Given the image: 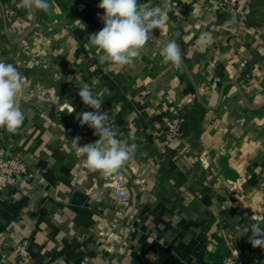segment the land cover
I'll use <instances>...</instances> for the list:
<instances>
[{
    "label": "crops",
    "instance_id": "crops-1",
    "mask_svg": "<svg viewBox=\"0 0 264 264\" xmlns=\"http://www.w3.org/2000/svg\"><path fill=\"white\" fill-rule=\"evenodd\" d=\"M47 2L45 12L0 0V60L27 78L26 118L15 134L0 129V151L32 173L0 189V264H216L232 249L264 264L251 232L238 233L252 217L264 223V0H138L167 6V23L152 31L175 39L179 67L164 62L155 37L133 63L102 64L88 44L104 26L100 0ZM201 33L212 42L202 45ZM63 76L79 103V85L89 84L117 139L135 145L120 169L128 202L84 165L67 127L29 89L48 85L55 101H67ZM196 103L204 108L197 129L166 141L165 118ZM89 132L81 146L99 139ZM23 240L28 261L15 252Z\"/></svg>",
    "mask_w": 264,
    "mask_h": 264
},
{
    "label": "clouds",
    "instance_id": "clouds-1",
    "mask_svg": "<svg viewBox=\"0 0 264 264\" xmlns=\"http://www.w3.org/2000/svg\"><path fill=\"white\" fill-rule=\"evenodd\" d=\"M18 6L45 12L50 9L47 0H20ZM97 6L104 10L103 15L99 16L104 26L89 35L88 44L99 50L100 63L109 66L133 63L149 39L154 38L152 30L162 28L168 20L166 5L153 7L139 4L138 0H100ZM232 22L234 20L226 23ZM199 42L205 46L210 44L211 34L201 33ZM163 59L165 63L170 62L176 67L181 65L182 56L175 39L164 42ZM24 79L14 64L0 60V129L12 134L21 128L26 118L19 101L24 91ZM78 95L94 111L79 113L77 119L81 126L88 125L94 129V135L99 139L81 146L80 137L77 136L72 139L71 146L84 158L83 163L89 170L99 172L104 177H112L133 159L135 145L130 149L126 142L117 139L118 133L109 123V114L101 111V97L93 93L89 84L79 85ZM252 220L238 233L243 236L251 232L249 242L252 246L264 248V223L255 217Z\"/></svg>",
    "mask_w": 264,
    "mask_h": 264
},
{
    "label": "built area",
    "instance_id": "built-area-1",
    "mask_svg": "<svg viewBox=\"0 0 264 264\" xmlns=\"http://www.w3.org/2000/svg\"><path fill=\"white\" fill-rule=\"evenodd\" d=\"M236 2L237 0H218L219 5L221 6L229 4L232 5ZM181 122L182 116L178 112V109H174L172 115L164 120L166 128V141H170L173 138L182 135L180 128ZM37 172L38 170H35L34 174ZM30 176H32V173H29L27 163L19 155L8 149L0 151V189L10 185H15L17 180ZM127 185L128 182L122 170H119L117 174L109 177L108 187L111 188L114 197L121 201V203H126L130 200V192ZM121 192L123 193L122 195L120 194ZM15 252L22 261H28L31 258L26 240H23L16 245ZM216 264L252 263L243 259L237 250L232 249L228 255Z\"/></svg>",
    "mask_w": 264,
    "mask_h": 264
},
{
    "label": "rangeland",
    "instance_id": "rangeland-1",
    "mask_svg": "<svg viewBox=\"0 0 264 264\" xmlns=\"http://www.w3.org/2000/svg\"><path fill=\"white\" fill-rule=\"evenodd\" d=\"M19 55L16 57L18 58ZM16 62V61H15ZM18 62V61H17ZM20 71V67H17ZM21 73V71H20ZM64 73V72H63ZM24 85L27 83V78L24 77ZM59 79H62V83L64 82L65 88H63L64 91H67L68 96L70 95V98L67 101H61V99L58 98V101H55L53 98L54 91L51 89V86H31V91L41 96V99L45 100L44 104H49L50 107H46V109H51V112L55 114V118L59 121H61L65 127H67L69 138L72 141L73 138L79 136L80 137V144L86 143L87 136L89 135V131H92V128H90L88 125L81 126L79 123V120L77 119V114L82 113L85 110V108L80 107L81 105H84L83 103H79L75 96H74V89H70V81L68 76L60 77ZM57 92V91H56ZM74 109V111H73ZM73 111V112H72ZM69 141V143H70Z\"/></svg>",
    "mask_w": 264,
    "mask_h": 264
},
{
    "label": "trees",
    "instance_id": "trees-1",
    "mask_svg": "<svg viewBox=\"0 0 264 264\" xmlns=\"http://www.w3.org/2000/svg\"><path fill=\"white\" fill-rule=\"evenodd\" d=\"M187 91L191 93L194 92V88L192 84H189L187 86ZM203 110L204 108L202 107V105L199 103H196L193 109L187 111L184 114H181L182 122H181L180 128H181L182 134H186L190 129H194V130L197 129V124L202 115Z\"/></svg>",
    "mask_w": 264,
    "mask_h": 264
},
{
    "label": "water",
    "instance_id": "water-1",
    "mask_svg": "<svg viewBox=\"0 0 264 264\" xmlns=\"http://www.w3.org/2000/svg\"><path fill=\"white\" fill-rule=\"evenodd\" d=\"M94 8H95V6H93ZM103 14V13H102ZM152 33H153V36L156 38V39H158L159 41H161V42H166L167 40H165V39H163L162 37H160L157 33H155V32H153L152 31Z\"/></svg>",
    "mask_w": 264,
    "mask_h": 264
}]
</instances>
